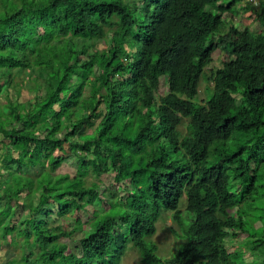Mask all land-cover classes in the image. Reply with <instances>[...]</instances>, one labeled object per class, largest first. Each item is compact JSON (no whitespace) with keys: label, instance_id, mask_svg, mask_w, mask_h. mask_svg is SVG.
Instances as JSON below:
<instances>
[{"label":"trees","instance_id":"1","mask_svg":"<svg viewBox=\"0 0 264 264\" xmlns=\"http://www.w3.org/2000/svg\"><path fill=\"white\" fill-rule=\"evenodd\" d=\"M260 1L0 0V250L21 249L1 264H121L130 245L148 264H241L228 238L264 246ZM163 211L183 241L167 260L147 242Z\"/></svg>","mask_w":264,"mask_h":264},{"label":"rangeland","instance_id":"2","mask_svg":"<svg viewBox=\"0 0 264 264\" xmlns=\"http://www.w3.org/2000/svg\"><path fill=\"white\" fill-rule=\"evenodd\" d=\"M260 0H257V3L260 4ZM2 11V10H1ZM0 11V12H1ZM251 17V18H250ZM237 27H240L241 29H244L246 25L252 24L253 29H258L259 24L258 22H254V18L249 13H242L238 16L236 20L233 21ZM224 58V55H219L215 58V65L218 66L222 59ZM166 81L167 78L162 79V84L160 88V95L164 96L167 93L166 88ZM213 95V87L206 82H203L200 87V93H199V100L200 101H209L211 96ZM23 99L27 100L30 98V95L24 91L22 93ZM0 101H3L2 97L0 98ZM186 130V126L183 127V131ZM2 150H0V163L2 159ZM78 161L75 158H70L68 160H65V164L62 168L58 170L56 174H69L71 176H74L76 173V165ZM89 183L94 181L95 179L93 177H89L87 179ZM99 185H106L108 186L107 195H109L110 191H113L114 193H117L118 196H122L126 193V189L128 188V184H119V183H113L111 177L109 176H103L100 181H97ZM25 196V195H24ZM110 197L108 196V200ZM188 205V199L186 196L182 197L180 206H181V212H182V220H187V227L191 224V217H187L185 214V210ZM109 206L108 204H104L102 207V210H108ZM24 214V213H23ZM24 217H28V213L25 214ZM78 217L72 216L71 214H68L64 216L61 219L56 220V216L53 217L52 226H58L61 225L63 230H71L75 224V220ZM188 218V219H187ZM85 220V219H84ZM181 234L182 230L180 226L175 223L172 219L171 212H165L163 211L160 220L157 223V233L151 237L147 238L148 245H156V249L153 252V255L159 258H162L164 260L169 259L172 254L176 252V249L179 248V245L183 242L182 239L178 238L175 234ZM81 234L79 233L78 236H76V240L79 239ZM245 239V236L239 237V238H228L226 245L229 249L230 253L239 252L240 260H242L241 264H264V246L259 249V251L247 253L244 244H242L243 240ZM19 242H21L23 239H18ZM70 239H66L65 242H70ZM238 248V250H237ZM14 252V254H13ZM256 254L254 257L253 255ZM21 255V249L20 245H12L11 247H8L7 243H3L2 250H0V264L5 262L8 257V259H12L13 256L20 257ZM143 254L137 250L132 248V245L128 248V254L126 255V258L122 264H147L143 261Z\"/></svg>","mask_w":264,"mask_h":264},{"label":"clouds","instance_id":"3","mask_svg":"<svg viewBox=\"0 0 264 264\" xmlns=\"http://www.w3.org/2000/svg\"><path fill=\"white\" fill-rule=\"evenodd\" d=\"M180 202H181V200H180ZM180 209H181V206H180ZM165 212H167V211H165ZM127 254H128V252H127ZM125 258H126V256L123 258V260H122V263L124 262V260H125ZM143 261V260H142ZM121 263V264H122ZM145 263V262H144ZM148 264V263H147Z\"/></svg>","mask_w":264,"mask_h":264}]
</instances>
